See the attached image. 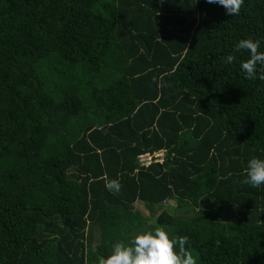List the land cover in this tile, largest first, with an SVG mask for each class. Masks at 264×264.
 I'll return each mask as SVG.
<instances>
[{"label":"trees","instance_id":"16d2710c","mask_svg":"<svg viewBox=\"0 0 264 264\" xmlns=\"http://www.w3.org/2000/svg\"><path fill=\"white\" fill-rule=\"evenodd\" d=\"M249 37L264 51V0H0V264H98L160 226L197 264H264V185L242 182L264 159V81L234 51Z\"/></svg>","mask_w":264,"mask_h":264},{"label":"clouds","instance_id":"9594fccd","mask_svg":"<svg viewBox=\"0 0 264 264\" xmlns=\"http://www.w3.org/2000/svg\"><path fill=\"white\" fill-rule=\"evenodd\" d=\"M207 2L219 4L226 9V14L235 16L239 15L245 0H207ZM260 48V40L251 37L241 39L235 46V52L247 50L250 53L249 58L240 65L247 79L264 81V51H260ZM235 59V55L229 54L226 62L231 64ZM245 172L246 178L243 183L252 187L264 185V159L252 157L247 163ZM106 187L113 194H117L121 191L122 185L118 179H110L106 182ZM186 245H190L189 236L176 238L174 230L169 229L168 226H160L154 231L135 235L129 243L124 241L116 243L112 254L107 258H100L98 264H197Z\"/></svg>","mask_w":264,"mask_h":264},{"label":"rangeland","instance_id":"374dc122","mask_svg":"<svg viewBox=\"0 0 264 264\" xmlns=\"http://www.w3.org/2000/svg\"><path fill=\"white\" fill-rule=\"evenodd\" d=\"M162 206H165V204H163ZM134 208L143 216L144 220L146 221L147 213L145 212V209L143 208L142 204L136 202L134 204ZM149 221L152 222V219H150ZM224 240L225 234L223 226L211 224L206 237L205 247L210 250L214 248L215 245L222 243Z\"/></svg>","mask_w":264,"mask_h":264},{"label":"built area","instance_id":"2783aa9c","mask_svg":"<svg viewBox=\"0 0 264 264\" xmlns=\"http://www.w3.org/2000/svg\"><path fill=\"white\" fill-rule=\"evenodd\" d=\"M166 153L164 150L156 152H145L136 157V163L139 168H148L150 166H161L165 162Z\"/></svg>","mask_w":264,"mask_h":264}]
</instances>
